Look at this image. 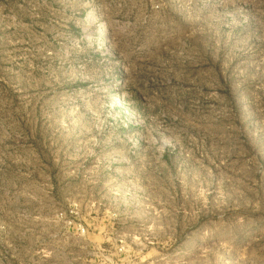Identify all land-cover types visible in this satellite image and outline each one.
Listing matches in <instances>:
<instances>
[{"label": "rangeland", "instance_id": "1", "mask_svg": "<svg viewBox=\"0 0 264 264\" xmlns=\"http://www.w3.org/2000/svg\"><path fill=\"white\" fill-rule=\"evenodd\" d=\"M0 264H264V0H0Z\"/></svg>", "mask_w": 264, "mask_h": 264}, {"label": "bare ground", "instance_id": "2", "mask_svg": "<svg viewBox=\"0 0 264 264\" xmlns=\"http://www.w3.org/2000/svg\"><path fill=\"white\" fill-rule=\"evenodd\" d=\"M94 19L93 13L89 12V14L87 15V20L86 21H91Z\"/></svg>", "mask_w": 264, "mask_h": 264}]
</instances>
